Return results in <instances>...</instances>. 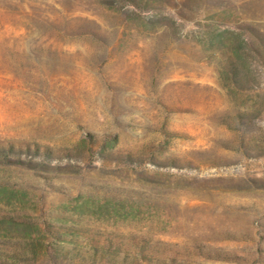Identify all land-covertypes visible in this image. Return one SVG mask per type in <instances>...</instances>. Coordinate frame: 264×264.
<instances>
[{"label":"rangeland","instance_id":"obj_1","mask_svg":"<svg viewBox=\"0 0 264 264\" xmlns=\"http://www.w3.org/2000/svg\"><path fill=\"white\" fill-rule=\"evenodd\" d=\"M211 29L264 35V0H0V143L23 150L0 218L25 222L0 239L39 246L17 264H264V67L229 96Z\"/></svg>","mask_w":264,"mask_h":264},{"label":"trees","instance_id":"obj_2","mask_svg":"<svg viewBox=\"0 0 264 264\" xmlns=\"http://www.w3.org/2000/svg\"><path fill=\"white\" fill-rule=\"evenodd\" d=\"M251 35L243 38L239 33L230 29H211L205 35V46L212 53H219L223 59L221 67L218 70L219 85L233 98L239 99L246 94L256 90L259 84L260 75L257 70L259 66L264 67V35L251 29ZM263 104L254 99L249 106L243 108L242 111H236L231 117L232 125L236 127L243 126V133L248 129L246 127L253 123L262 112ZM229 127L230 124L227 123ZM240 129V128H239ZM22 149L15 148L12 145H3L0 143V158L6 157L8 154H21ZM38 151L30 152L26 148L25 154L39 156ZM42 155L47 159L49 153ZM24 220L12 217L0 218V225L6 227H25ZM65 229V228H63ZM69 230H63L58 237L63 239ZM66 234V235H65ZM39 246L28 240L21 243H8L0 239V264H17L36 260L39 255L36 248ZM143 249L139 250L142 253ZM66 257L67 254H63ZM69 255V253H68Z\"/></svg>","mask_w":264,"mask_h":264}]
</instances>
